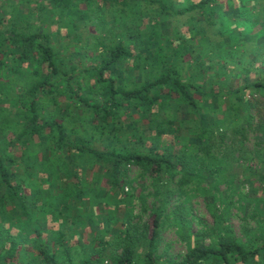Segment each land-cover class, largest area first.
<instances>
[{"label": "trees", "instance_id": "trees-1", "mask_svg": "<svg viewBox=\"0 0 264 264\" xmlns=\"http://www.w3.org/2000/svg\"><path fill=\"white\" fill-rule=\"evenodd\" d=\"M31 1L38 2L0 4V264H103L104 258L112 264H161L164 207L154 209L151 226H140L133 194L112 202L111 193L131 185L124 180L131 165L145 176L182 185L204 167H215L209 173L225 178L232 168L228 158L256 159L262 170L253 173L264 188V149L234 156L246 150L257 116L264 131V106L253 98H264V69L255 67L258 59L246 62L240 55L248 44L264 51V0H48L37 12L30 10ZM91 13L100 23L86 41L81 31ZM68 15L77 21V33L69 31L70 41L55 45L60 35L49 26L56 16L60 23ZM184 15L192 24L189 37L170 21ZM231 78L242 80L216 88ZM16 149H24L21 158ZM94 165L108 177L109 188L97 187L100 174L93 186L85 184L82 174ZM121 205L124 230L114 228ZM177 208L178 231L187 235L189 247L173 264H264V222L257 234L247 232L246 242L218 227L206 244L211 231L192 232L191 208L184 202ZM49 221L58 225L50 240L42 236ZM110 221L111 243L99 227ZM88 225L98 234L91 235L97 248L76 262L67 231ZM28 244L36 256L24 251Z\"/></svg>", "mask_w": 264, "mask_h": 264}, {"label": "rangeland", "instance_id": "rangeland-1", "mask_svg": "<svg viewBox=\"0 0 264 264\" xmlns=\"http://www.w3.org/2000/svg\"><path fill=\"white\" fill-rule=\"evenodd\" d=\"M8 0H2L1 3H5ZM14 3L19 2L20 0H11ZM26 0L21 2L23 6L26 5ZM78 1V0H77ZM181 1L183 0H176ZM198 1V0H194ZM263 1V0H262ZM43 3L45 6H49L48 0H38V2L31 1L30 10L31 11H39L41 7L40 3ZM223 4L226 2L222 1ZM41 3V4H42ZM255 2L250 3V7ZM83 5V4H82ZM157 6V5H155ZM177 6V5H176ZM92 14V19L90 23L87 25L86 28H82L83 38L86 41H92L93 36L96 33L97 26L96 24L100 23V19H96V15ZM98 15H101L98 14ZM97 15V16H98ZM64 22H58L59 17L56 16L54 22H52L49 26L52 32H57L60 37L54 40V44L56 45L58 41H70V38H67L69 31H72V34H76L77 30L75 29L74 22L77 25V21L74 20V16L68 15ZM198 17V15H197ZM98 18L105 19L103 16H98ZM107 22L111 19V14L106 15ZM205 20L204 17H200L199 21ZM172 21V27H177L181 31V34L189 37V29L191 28V22L188 15L178 16L170 18ZM194 22V21H193ZM255 22H260L256 20ZM67 26H70L68 28ZM106 27V24L104 25ZM230 27H234L230 25ZM254 29L256 31L261 29L260 25H255ZM242 30V29H240ZM71 34V32H70ZM141 50V49H140ZM138 50V51H140ZM202 50V49H201ZM245 52H241L240 55L243 56V59L246 62H253L255 61V67H261L264 69V51H260L255 47L254 44H248L244 47ZM224 60V58H222ZM262 63H261V62ZM137 79L139 77V72H136ZM145 78V76H144ZM251 78L253 80L257 78L255 73L251 74ZM223 82H226V79L222 77L220 79ZM229 81V85H219L216 87L218 89H228L229 86H236L239 85L241 82V78L236 79H227ZM137 81V80H136ZM247 98H251V96H247ZM254 98V102L259 103L260 105L264 106V98L260 95H256ZM254 110V109H253ZM254 117L256 115V111H253ZM261 114H264V107L261 109ZM262 119L261 121H263ZM260 118L257 116L251 122L252 130H256L255 132L252 131L249 133L247 140V147L246 150L243 151H236L234 152V156H238L242 153H245L246 157L250 156L251 154H258L264 149V131L260 129L258 126ZM264 126V121L262 122V127ZM260 129V130H259ZM9 134H12L11 131L7 130ZM239 146V145H238ZM240 147V146H239ZM242 149V147H241ZM37 150V149H36ZM39 150V149H38ZM178 151V147L176 148ZM24 149H16L14 152L15 157L21 158ZM219 155V154H218ZM41 157V155L39 156ZM220 156L219 158H221ZM256 158V157H255ZM229 163L231 164V170L228 169L226 172L225 178H220L221 176L215 172L212 175L209 173L210 169H215V167H204L203 172L200 171V175H195L191 177L188 181L184 184H178V179L174 180L172 184L168 183V179L165 178V181H162L159 177L153 178L150 174L143 175L141 173L140 168L136 166H128V172L126 179H129L132 183L131 185H124L122 188L124 193H111V195L115 198L116 202L121 200V198H125L127 194H133L135 196V216L136 219L134 222L139 223L138 216L142 217L140 221V226H143L144 223L153 224V219L155 217V208L164 207L165 213L162 216V226H161V238L159 239V250L157 252V260L160 261L161 264H173L175 262H181L183 257L188 253L189 247V240L187 235L183 236L179 234L178 226H177V217L180 210L177 208L178 204L184 202L188 207L191 208V215L188 217V221L191 222L192 232L198 233L200 231L210 230V234L208 235L205 240L206 244H210L213 239V236H216L215 230L218 227L221 228H228L231 229L232 232L246 242V234L248 231L250 232H257L260 229L259 223L264 222V204H258L257 199L263 198L264 199V188L261 189L263 185L258 182V177L253 173V170H262V163L260 160L254 161H246V159L233 161L234 159L228 158ZM219 166V165H218ZM199 167H197L196 172L198 171ZM252 169V170H251ZM216 170V169H215ZM49 172H56L54 165H50ZM78 173H81V169L78 170ZM46 174V173H45ZM97 174L101 175L100 182L97 183V187L109 188L110 182L108 181V177L102 175V172L99 170L98 166L90 167L85 172H83V177L85 180V184L93 186L94 181L93 179L96 177ZM39 177V176H38ZM46 177V175H40V178ZM38 180L35 181V183ZM77 182V179L75 178ZM253 181H257V183L252 187L251 183ZM165 182V183H164ZM33 183V184H35ZM37 185V184H36ZM211 188V191H206L208 188ZM178 188L181 189V193L179 194ZM259 192V193H258ZM89 196L93 197L91 194ZM118 196V197H117ZM158 196V197H157ZM86 198H88V194H86ZM96 199V198H95ZM99 201H103V198H100ZM96 201H91L92 204H95ZM112 204V203H111ZM114 205V204H113ZM166 207H165V206ZM160 206V207H159ZM116 209V206H113ZM96 214H99V207L96 205L93 207ZM108 208V207H105ZM35 209V208H34ZM126 207L121 205L117 212L120 217L119 222L114 224L115 229H122L124 230V211ZM177 213V214H175ZM115 216L113 217V219ZM97 221V220H96ZM110 224L106 222L101 223L99 227L101 231L107 234V239L112 242L114 236L112 232V221ZM264 224V223H263ZM49 230L43 229L42 236L44 239L50 240L52 237L56 235L53 234L58 229V225L56 222L49 221L48 223ZM93 227V225L91 224ZM90 225L86 226L83 229L74 230L71 229L68 232V236L72 238V242L68 245H71L69 255L71 259L78 262L85 252H91L94 248H97V241H94V238L91 237L97 236L96 231L92 230ZM15 233L17 230L14 229ZM52 231V232H51ZM49 234V235H48ZM49 236V237H48ZM69 240V239H68ZM68 240L65 241L68 242ZM259 242V241H258ZM117 243V242H116ZM257 245H261L262 243H256ZM27 246V247H26ZM24 251H28L32 253V255L36 256L37 254L34 253L31 245H26ZM87 246V247H86ZM118 247V244L116 245ZM54 249L59 248L55 245ZM90 257V256H89ZM105 259V260H104ZM103 264H112L110 258H104Z\"/></svg>", "mask_w": 264, "mask_h": 264}]
</instances>
